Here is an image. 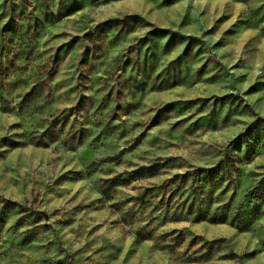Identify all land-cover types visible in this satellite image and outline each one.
Returning <instances> with one entry per match:
<instances>
[{
	"label": "rangeland",
	"instance_id": "374dc122",
	"mask_svg": "<svg viewBox=\"0 0 264 264\" xmlns=\"http://www.w3.org/2000/svg\"><path fill=\"white\" fill-rule=\"evenodd\" d=\"M0 264H264V0H0Z\"/></svg>",
	"mask_w": 264,
	"mask_h": 264
},
{
	"label": "trees",
	"instance_id": "16d2710c",
	"mask_svg": "<svg viewBox=\"0 0 264 264\" xmlns=\"http://www.w3.org/2000/svg\"><path fill=\"white\" fill-rule=\"evenodd\" d=\"M179 1H182V0H164V4H165V5H172V4H175V3L179 2ZM242 1H245V0H242ZM145 170L148 172V175H150V176H155V175H156V172L154 171V168H153L152 166L146 168ZM139 173H140L141 175H146L145 172H144V170H140ZM255 193H256L255 191H252V192L250 193V196H249L248 199H252V196H253Z\"/></svg>",
	"mask_w": 264,
	"mask_h": 264
}]
</instances>
